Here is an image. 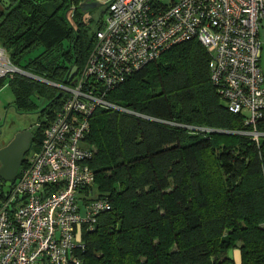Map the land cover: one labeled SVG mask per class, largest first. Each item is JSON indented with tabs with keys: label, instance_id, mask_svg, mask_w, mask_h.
<instances>
[{
	"label": "trees",
	"instance_id": "1",
	"mask_svg": "<svg viewBox=\"0 0 264 264\" xmlns=\"http://www.w3.org/2000/svg\"><path fill=\"white\" fill-rule=\"evenodd\" d=\"M82 1H5L0 46L23 71L65 84L94 46ZM209 60L198 41L173 46L109 94L149 120L95 112L86 140L98 152L90 167L110 210L93 230L83 228L85 248L70 264H235L231 251L240 264H264V136L257 143L241 134L251 128L218 95ZM7 78L22 86L17 109L32 107L26 84H46L13 75L0 88ZM61 103L59 90L40 112L31 147L40 148ZM256 130L264 134V117Z\"/></svg>",
	"mask_w": 264,
	"mask_h": 264
},
{
	"label": "built area",
	"instance_id": "2",
	"mask_svg": "<svg viewBox=\"0 0 264 264\" xmlns=\"http://www.w3.org/2000/svg\"><path fill=\"white\" fill-rule=\"evenodd\" d=\"M7 0H0V4ZM100 1V0H86ZM103 27L78 75L63 85L23 71L0 46V79L22 75L54 86L62 103L30 152L10 192L0 199V264H70L85 248L82 230H93L110 205L90 167L87 145L96 111L142 119L111 102L109 94L171 47L198 41L208 52L212 85L229 112L243 114L259 143L264 117L260 60L264 0H108Z\"/></svg>",
	"mask_w": 264,
	"mask_h": 264
},
{
	"label": "rangeland",
	"instance_id": "3",
	"mask_svg": "<svg viewBox=\"0 0 264 264\" xmlns=\"http://www.w3.org/2000/svg\"><path fill=\"white\" fill-rule=\"evenodd\" d=\"M85 1H82L81 4ZM95 2L101 3L102 6L85 13V20H93L91 23L93 32H96V30L103 27V24L100 25L101 19H106L107 16V2L104 0ZM4 5H8V3H1L0 9H5ZM68 18L72 23L75 22L74 11H69ZM26 85L27 90L24 88V91L26 92L25 97L29 103L32 104L31 108L17 109V94L15 90H20L22 86L16 82L15 79L7 78L4 82V85L0 88V150L7 147L19 133L27 130H36L40 124V121L42 120V115L40 114L41 110L50 103V96L52 94L55 93L58 95L59 93L58 89L48 84L36 83L34 85H38L39 87L35 86V88H32V86H29L28 84ZM42 87H45L44 91L42 90ZM214 132L220 134L227 133L225 131ZM87 145L88 147L92 148L95 153L98 152L95 145H92L89 142H87ZM36 150H38L37 147H31L26 156H28L30 152ZM230 256L234 258L235 264H239V254L237 251H231Z\"/></svg>",
	"mask_w": 264,
	"mask_h": 264
},
{
	"label": "water",
	"instance_id": "4",
	"mask_svg": "<svg viewBox=\"0 0 264 264\" xmlns=\"http://www.w3.org/2000/svg\"><path fill=\"white\" fill-rule=\"evenodd\" d=\"M102 4L95 1H85L79 6V10L87 13L90 10L101 7ZM215 133V132H214ZM33 132L24 131L16 135L13 141L0 150V178L4 181V194H8L17 179L19 170L25 161L33 140Z\"/></svg>",
	"mask_w": 264,
	"mask_h": 264
},
{
	"label": "crops",
	"instance_id": "5",
	"mask_svg": "<svg viewBox=\"0 0 264 264\" xmlns=\"http://www.w3.org/2000/svg\"><path fill=\"white\" fill-rule=\"evenodd\" d=\"M85 1V0H84ZM105 2L108 1V0H104ZM1 7V6H0ZM105 18L101 19L102 21V24H103V21H104ZM260 40H261V43H262V51H261V60H260V64H261V68H262V72H263V75H264V29H262L260 31ZM238 252V251H237ZM239 254V252H238ZM239 264H240V254H239Z\"/></svg>",
	"mask_w": 264,
	"mask_h": 264
},
{
	"label": "flooded vegetation",
	"instance_id": "6",
	"mask_svg": "<svg viewBox=\"0 0 264 264\" xmlns=\"http://www.w3.org/2000/svg\"><path fill=\"white\" fill-rule=\"evenodd\" d=\"M0 168H1V164H0ZM4 181L0 178V195L4 194L3 189H4Z\"/></svg>",
	"mask_w": 264,
	"mask_h": 264
}]
</instances>
